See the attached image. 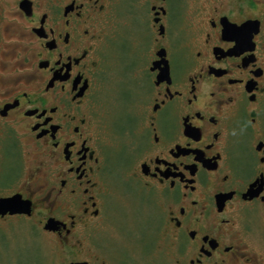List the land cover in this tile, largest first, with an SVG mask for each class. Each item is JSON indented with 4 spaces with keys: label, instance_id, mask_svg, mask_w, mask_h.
<instances>
[{
    "label": "flooded vegetation",
    "instance_id": "obj_1",
    "mask_svg": "<svg viewBox=\"0 0 264 264\" xmlns=\"http://www.w3.org/2000/svg\"><path fill=\"white\" fill-rule=\"evenodd\" d=\"M128 168L173 264H264V0H0V228L80 250Z\"/></svg>",
    "mask_w": 264,
    "mask_h": 264
},
{
    "label": "rangeland",
    "instance_id": "obj_2",
    "mask_svg": "<svg viewBox=\"0 0 264 264\" xmlns=\"http://www.w3.org/2000/svg\"><path fill=\"white\" fill-rule=\"evenodd\" d=\"M114 81L109 83L110 105L104 106L105 111L101 108V130L107 145L116 149L122 140L107 123L116 117L120 107L121 84ZM109 112L111 118L106 119ZM161 213L162 201L157 193H147L132 180L129 168L122 170L121 177L117 171L108 180L102 218L74 232L85 243L83 248L73 249V237L63 239L46 233L43 227L35 229L31 220L10 221L0 228V264H173V239L159 225Z\"/></svg>",
    "mask_w": 264,
    "mask_h": 264
},
{
    "label": "water",
    "instance_id": "obj_3",
    "mask_svg": "<svg viewBox=\"0 0 264 264\" xmlns=\"http://www.w3.org/2000/svg\"><path fill=\"white\" fill-rule=\"evenodd\" d=\"M13 200H7L4 205V210H11V212H29V204H18L16 202H12ZM61 222L56 220L55 218H50L45 226L48 230H56L58 229V225ZM70 264H87L86 262H71Z\"/></svg>",
    "mask_w": 264,
    "mask_h": 264
}]
</instances>
